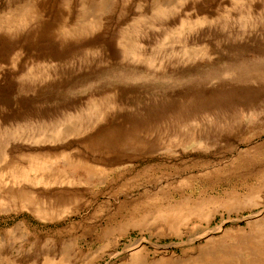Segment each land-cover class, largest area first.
Returning a JSON list of instances; mask_svg holds the SVG:
<instances>
[{"label": "rangeland", "instance_id": "1", "mask_svg": "<svg viewBox=\"0 0 264 264\" xmlns=\"http://www.w3.org/2000/svg\"><path fill=\"white\" fill-rule=\"evenodd\" d=\"M264 264V0H0V264Z\"/></svg>", "mask_w": 264, "mask_h": 264}, {"label": "bare ground", "instance_id": "2", "mask_svg": "<svg viewBox=\"0 0 264 264\" xmlns=\"http://www.w3.org/2000/svg\"><path fill=\"white\" fill-rule=\"evenodd\" d=\"M54 264V263H53Z\"/></svg>", "mask_w": 264, "mask_h": 264}]
</instances>
